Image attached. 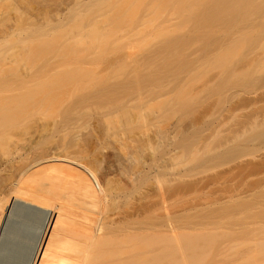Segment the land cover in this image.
<instances>
[{
    "label": "rangeland",
    "instance_id": "obj_1",
    "mask_svg": "<svg viewBox=\"0 0 264 264\" xmlns=\"http://www.w3.org/2000/svg\"><path fill=\"white\" fill-rule=\"evenodd\" d=\"M84 2L85 0H0V30L6 25V28L12 30L15 28L14 23L18 28L19 24L17 23L20 22L24 23L23 25L20 23L21 26L18 29L23 26L28 28L32 21H34V26L36 22H39L37 28L40 26L37 32H34L33 29L29 31L24 27L25 30L20 34L18 33L20 30L15 28V30L17 29L16 39H14V35H12L13 38L7 36L6 39L8 37L12 39L3 40L4 42L0 43V69L7 70L8 66L11 69V65L14 64L19 66L18 70L20 71L16 74V80L11 78V76H15L16 72L10 75V79L8 73L11 71H6V73L8 72V76L4 74L6 77L0 71L3 75H0V109H22L34 112V115L38 113L37 116L74 110L73 112L76 114V111L80 112L78 114L81 119L89 114L83 121H80V126L87 125L89 128V124H92L98 125L97 127L101 129L105 126L108 128L114 126L111 129H115L118 124L122 123L125 124V127L127 125V130L132 129L130 132H134V137L141 133L143 137L147 135L146 138H143L145 150L143 148L144 154L142 153L145 170L142 195L146 211L148 209L145 212V214L147 213L145 215L146 225L150 224L152 228L156 229L157 227L158 230L161 228L162 230H160L163 231L167 227L165 224H168L171 219L168 228L173 222L175 226L179 223L183 226V222L188 221L184 227L178 225L176 228L179 235L181 234L182 237L190 241L193 234H190L191 230H188V225L190 226V222L193 220L196 223L195 221L199 220L200 222L202 219L203 223H199L200 225L197 222L190 226L197 228H195L197 231L193 232L195 235L192 238L197 239L200 247L203 248L204 243L214 251L216 247L219 249L224 245L221 249H225L226 245L229 247L232 242L236 245L235 250H230L232 246L227 247L231 252H237L236 255L228 250H225L226 254L224 252V255L219 254L221 249H217L218 251L215 253L212 251L213 253L211 252L209 255V258L215 257V259H210L215 261V263L212 261V264H227L230 261L231 264H243L244 257H248V262L245 261L246 258L243 259L246 264L250 262L252 264L257 257H262L264 261V254L259 250L264 247L260 245L263 244L264 235H256L264 231V45L262 48L259 46L261 40H264L262 39L264 32L261 34L262 36L256 35V37L258 36L256 40L260 39V41L258 40L259 45L255 44L258 41L254 42L256 46L251 45L250 49L238 56L241 58L245 55L241 60L237 59L240 63L235 60L232 63V66H235L234 69L229 67V70L233 69L229 75L239 73V76L237 75L239 79L236 77V81L233 80V76L229 78L232 81L223 73L220 75L222 71L217 68L211 69L209 61L213 54L215 56L221 54L219 46H216L218 48L213 46L215 50H211L213 48L212 38L220 36V41L224 42L226 39L225 42L229 43L228 38L234 37L236 34L240 35L241 29L258 34L264 30L262 26L264 25V13L240 21L239 31H234L236 33L232 31L234 34L230 32L233 35L230 33L221 35L218 28V33H214V38L209 32L211 30L209 15L205 17L210 14V11L207 12L209 0H88L85 4ZM15 18L16 20L13 22ZM19 19L20 22H18ZM26 19L28 26L25 24ZM203 20L205 21L203 22ZM258 29H260L259 32ZM245 33L244 31L242 33L244 39ZM18 34L23 37L22 40L21 37L17 38ZM253 36L255 37L254 34ZM129 40L143 46L140 45L143 49L140 52L143 54L139 52L141 57L139 58L137 55L136 58L139 59L133 60L135 62L129 59L126 62L127 58L124 60L125 53L122 54L123 47ZM239 40L242 41V39ZM225 42L220 45L226 46ZM252 47L254 48L251 49ZM215 56H213L214 59ZM235 63L236 65H234ZM14 65L13 68H15ZM217 87L223 90L219 91ZM26 98L27 100H25ZM18 104L20 106H17ZM102 112L106 115L110 114V117L105 116ZM101 113L105 118H103L104 122L100 118L102 117ZM116 113L119 114H117L119 118L115 115ZM111 114L116 116L115 119L113 118V122L107 120L112 118ZM39 116L38 118H41ZM92 117H98L97 121ZM154 118L159 119L158 127L156 125L158 120L155 124ZM255 118L256 120H254ZM43 119L46 118L43 117ZM118 119L119 122L116 121ZM151 121L156 126L151 127L154 125L151 124ZM204 123L205 125H203ZM217 124L218 126H216ZM199 125L203 127L201 126V128ZM204 126H207L208 129ZM87 128L85 127V130ZM202 131L207 135L202 134ZM139 136L142 139V135ZM128 137L130 142L134 138L132 135ZM156 137L158 138L156 139ZM137 138L133 140H137L138 143L140 139ZM190 140L191 142H189ZM149 142L154 143L150 144ZM113 143L117 144L115 141ZM179 145L181 148H178ZM110 150L109 152L113 151V149ZM136 165L134 162L132 166H135L136 169L139 166L136 167ZM132 169L135 170L134 167H131ZM261 184L263 187H259ZM136 193L138 192L135 191L134 194L136 195ZM134 194L129 200L130 203L128 201L129 210L127 209V211H130L129 213L135 212L138 205L139 195H136V198ZM229 201H234L236 207ZM226 202H228L227 206ZM240 202L245 209H241ZM238 203L241 207L237 205ZM222 204L224 208H220L223 206ZM233 207L234 210H232ZM235 209H238L239 213L233 217L237 213ZM220 211L227 212L229 217L224 212L221 214ZM229 211H233V213L230 214ZM201 212L205 219L201 216ZM195 214L198 215V217L195 216L198 219H194L193 215ZM208 214L210 215L208 216ZM216 214L217 219L215 220ZM220 215L222 216L219 219ZM223 215L224 219L227 217L229 220L232 218L233 220L227 223L228 219L224 220ZM230 215L232 216L230 217ZM210 220L212 223L209 222ZM231 222L234 224L238 222L237 227ZM210 223L214 224L212 226L214 230L216 229L215 231L211 228ZM215 223H217V228H214ZM208 224L211 227L206 228L208 231L206 229L204 231L202 227L205 228V225L207 227ZM225 225L241 231L237 233L240 236L237 234L232 236L235 239L239 236L237 239L239 241L236 240L237 244L230 235L233 240L229 241V237L226 239V236L222 237L223 240L219 237L215 245L210 243L215 246L212 248V245H208L209 240L206 243L205 239L202 241L203 239L199 240L196 237V234L199 235L201 231L204 234L212 230V233L221 232ZM229 227L227 230L232 231L233 228ZM168 228L166 230L171 227ZM154 229L153 231L156 232ZM180 229L188 230V232L184 231L185 235ZM198 229L202 230L198 231ZM153 233H148L150 234L149 241L152 243L155 242ZM203 233L198 237L202 235L204 237ZM247 233L250 235L248 236ZM216 237L218 238V236ZM240 237L245 240L247 239L245 237H248L247 241L249 240L250 243L246 241L247 247L243 246L244 244L241 245ZM205 238L208 239V237ZM260 239L263 240L260 242ZM243 241L242 243H245ZM150 242L149 244H152ZM158 242L160 243V241ZM217 242L220 244L217 245ZM157 243L154 244L156 250L161 244ZM192 243L195 244L196 241ZM194 244L191 247H194ZM183 245L182 247L186 249V243L185 246ZM197 246L195 247L197 248ZM237 246L239 253L236 250ZM191 247H187V249L189 248L187 254L191 252ZM147 248L149 249V247ZM152 248L153 245H150L149 250ZM160 248H163V243L157 251ZM173 248L175 249V247ZM251 248L257 250V253L261 252L260 257L253 249L251 251L256 254L252 252L248 256H244L251 252ZM197 250L200 257L209 253V250L205 251L204 249V252L201 251V253L199 248ZM153 251L147 253L150 259L153 256ZM229 252L232 254L231 256L228 254ZM228 256L233 259L235 256H239V258H235V263L232 258V260L228 259ZM209 258L205 261L210 264ZM207 262L206 264H208Z\"/></svg>",
    "mask_w": 264,
    "mask_h": 264
},
{
    "label": "bare ground",
    "instance_id": "obj_2",
    "mask_svg": "<svg viewBox=\"0 0 264 264\" xmlns=\"http://www.w3.org/2000/svg\"><path fill=\"white\" fill-rule=\"evenodd\" d=\"M86 2H88V0L87 1L85 0L84 4ZM208 6L209 8L207 12L210 11V14H207L206 12L207 15L205 17L209 15L208 19L211 24L210 25L211 30L209 32H211L212 35L209 32H207V34L209 33L212 37H214V33L218 31V28L220 29L219 32L221 33V35L223 33L226 34L232 31L234 32L236 30L239 31L240 21L242 22L245 21L247 18L249 19L252 18L250 16L255 17V15H258L259 13L261 14L264 13V0H209ZM17 7L15 8L17 9ZM16 18L13 20V22L16 20ZM205 20H203V22ZM26 21L27 19L25 20V24L26 26H28L27 23L28 21L27 22ZM18 22H20V19L18 20ZM33 22L34 21H32L31 26L29 25L28 28L23 26L22 28L20 27L21 29H18L19 26L23 25L24 22L23 23L20 22L22 23L21 25L20 23H17L19 24L18 28L15 26L14 23V27L20 30L18 32L19 34L23 32L25 28H27V30L29 31L30 29L31 30L33 29L34 32H37L38 29L40 28V26L38 28L36 27L38 26L39 22L38 23L36 22L35 26ZM12 25L11 26L8 25V26L12 28L13 27ZM6 26H3V28L5 29L1 27L0 43L4 42L3 40L7 41L12 39L13 37H15V35L17 36V33H15L17 32L16 31L17 29L15 30V28H13L12 30H10V28L8 27L6 28ZM32 26L35 28H33ZM262 26L264 28V25ZM241 30H240L241 36L236 34L234 37L230 36L228 38L229 43L225 42L226 37L224 38L225 41L224 40L223 41L225 42V44L227 43L226 46L220 45L221 43H224L222 42V40L220 41V36L219 38L217 36L218 39L214 37L216 40L213 38L211 39L212 47L219 46V48L218 47L216 48L220 49L221 54L218 56L217 55L215 56L213 54V56H215L216 58L214 59L213 56L211 57L212 59L209 60L211 63L210 67L211 69H216V68L219 69V71H222L220 72V75L223 73V75H226L228 79L231 76H233L232 78L233 80H235L237 75L239 76V73L235 74L237 69L235 70L234 73L235 75L233 74L229 75L231 70H233L235 67L232 66L233 61L235 60L237 61V59L241 60V58H243L245 55L241 56V58H239L238 56L241 55V53H243L245 50L247 51L248 49H250L251 45H253L254 42L258 40L260 41L259 38L258 40H256V38L259 36V34L261 35L264 32V30L260 31V29H258V32L259 31L260 32L258 34H255L257 32L252 33V31L249 30L246 31L245 30L241 31ZM243 31L244 33L246 32L245 39L242 37L244 35L242 34ZM253 34L255 35V37L253 36ZM12 35L14 36L12 37ZM256 35L258 36L256 37ZM7 36L12 38L8 37L6 39ZM236 36L237 39H235ZM238 36L242 38H239ZM20 37L21 36L19 35V37L17 38L20 39ZM238 38L242 39V41H240ZM14 39H16V37ZM22 39L23 37H21V40ZM259 41L255 44L259 45L258 44ZM263 41L264 40H261V43L259 45L261 48L264 45L262 44ZM138 44L139 43L136 44L132 40H129L125 44L127 47L126 46L123 47L125 49V52L123 49L122 54L125 53L124 60H126L127 58L126 62H128L129 60L135 62L141 57L140 54H143L141 53L143 49L140 47L141 44L139 45ZM214 47L211 50H215ZM253 48L254 47H252L251 49ZM220 52L218 51V54ZM137 55L139 57L138 59L136 58ZM244 59L246 60V58ZM13 65L14 64L11 65L12 66L11 69L8 66L6 67L8 68L7 70L2 68L3 71L1 69L0 71L3 73V75L11 71L8 73L9 78L10 75L16 72L15 76L13 75L14 77L11 76L12 79H15L17 78L16 74L19 71L18 70L19 66L14 65L15 68H13ZM135 65L137 66L136 63L134 64V66ZM234 65H236V63ZM229 67L231 68L233 67V69L229 70ZM6 71L8 72L6 73ZM1 72L0 75L2 74ZM4 76L6 77V75ZM1 79L3 78L1 77ZM236 79L239 78L237 77ZM220 87H222V85ZM218 89L220 91L221 88ZM222 90L223 89H221V91ZM25 100H27V98ZM17 106H20V104H18ZM65 111L50 113L49 115L47 113H45L44 115L41 114L43 115V117L46 118L44 120L43 117H41V115L40 116L38 115L39 117H41L38 118L37 116L38 113H35L34 115V112H29L27 110L23 111L22 109L21 110L0 109V264H206L207 261L205 260L209 258V255L213 250H211L210 249L211 247L207 246V244L204 243H203V248L200 247V244H198L199 242L197 241V239L194 240V238H192L195 235L193 232L195 231L196 233L197 231L195 230L196 227L192 226L194 228L193 230L191 229L192 227H190L191 225H193L194 220L193 222L189 220L191 222H190V226L188 225L189 227L188 230L189 229L191 230L190 234L191 233L193 234L191 239L194 241H192L190 237H189L190 239L189 241L188 239L182 237L181 234L180 235L178 234L177 232L178 229L176 228V226L178 227L180 223L175 226L174 225L175 223L172 221L173 226L171 224V226H169V228L170 227L171 228L170 229L168 228V224L172 220L171 217H170L171 220L169 222L167 221L168 224L167 223L165 224L167 227L163 231H161L162 230L161 228H160L161 230L159 229L160 231L157 229V227L156 229L152 228L150 224H148L149 227L148 225H146L145 215L147 213L145 214V212H147L148 209L146 211L143 202L144 197L142 195V190H143L142 187L144 186L143 182L145 181V172H144L145 170L143 168L144 167L143 148L145 150V146H143L144 143L143 138H146L147 135H144L145 137H143L142 133L139 134L142 135L141 136L142 139H140L139 135H135L134 137L133 135L134 132H130L132 129L127 130V125L125 127V124L122 123L118 124L117 128L111 129L112 127L114 128V126H111L109 124L110 123L112 124L118 113L115 114L116 116H113L111 114L112 118L107 119L109 121H112L108 124V126H111L110 128L105 126V128L102 127L101 129L97 127L98 125L95 126L92 124H89L90 125V127L88 126L89 128H87V125L86 126L83 125V123H82L83 126H80V121H83L86 115L89 114L86 115L83 114L85 115V117L81 119L79 115L80 112L76 111L77 112L76 114L73 112L74 110L72 112H70L71 110L68 112ZM102 113L100 116L105 114ZM109 115L105 114V116H109ZM117 117L119 118V116ZM255 117L257 118L256 115ZM92 118L96 119L95 121H97L98 119V117H92ZM100 118H102L103 120L104 117L102 116ZM156 118H154L153 121L156 124L158 120L156 124L158 127L159 119L156 120ZM256 118L254 120H256ZM104 121L105 120H103V122ZM116 121L119 122V119ZM153 121H151V124H154L152 123ZM205 122L207 123V120ZM155 124L151 125V127L156 126ZM218 124L216 126H218ZM203 125H205V123ZM84 126L87 128L86 130ZM120 127L123 128L120 129ZM204 127L208 129L207 126ZM203 130L205 129L203 128ZM202 134H206V133H203L202 131ZM131 135L134 138H137L138 136L137 139H140L138 143L137 140L136 141L133 140L134 138L131 139V142L129 141L128 136L131 137ZM160 136L161 135L159 134V137ZM157 138L158 137H156V139ZM113 141L117 142V144L113 143ZM189 142H191V140ZM152 143L154 142H151L150 144ZM184 144L186 143L184 142ZM179 147L180 145L178 146V148ZM109 149L111 150L113 149V151L109 152ZM134 162L135 165L136 163H138L137 165H139L138 167L136 165L137 167L136 169L135 166H132L134 165ZM131 167L132 168L134 167L135 170L134 171L133 169L131 170ZM132 171L133 173H131ZM261 186L262 184L259 185V187ZM135 191L139 193V194L136 193V195H139L138 196L139 201L137 200L138 205L136 207L135 212L129 213L130 211L129 212L127 211V209L129 208L128 201L130 200L131 196L133 197ZM136 195L134 194V197L137 198ZM234 201L233 202L229 201V203L231 202L233 205ZM227 204L228 202H226V206ZM240 204L242 206L241 209H245L243 208L242 202H240ZM240 204L238 203L237 205L240 206ZM221 207L224 208V205L220 206V208ZM234 207H236L235 204ZM234 207L232 210H234ZM236 211L234 212L236 213ZM209 212L210 211H208V213ZM220 212H222L221 214H223V212L225 213V211H220ZM202 213L203 212L200 213L201 216L203 215ZM229 213L231 214L233 213V211L232 212L229 211ZM238 213L239 211H237V213L234 215L232 214L233 217L236 216ZM225 214H227V216L229 215L227 212ZM209 215L210 214H208V216ZM224 215L222 217L223 219H224ZM232 215H230V217ZM193 216L194 219H198L196 218L198 217V215L196 216L195 214ZM221 216L222 215L218 216V218L220 219ZM215 217L216 220L217 214ZM237 217L239 218V215ZM203 219H205V217H203ZM225 219L229 220V218L227 217ZM211 220L209 222H211ZM228 220L226 221L227 223L232 221L233 218L232 220L229 221ZM187 222L188 221H186V223ZM195 222L196 223L198 222L199 224V223H203V220L200 219V222L199 220ZM209 222L207 221V223ZM220 222L222 221H219V223ZM183 223L186 224L185 222ZM196 223H194V225ZM217 223H215L214 228H217ZM222 223L224 224V222ZM184 224L183 226L179 225V227H184ZM198 224L197 226L200 225ZM204 224H205V220H204ZM210 224H208L207 227L205 225V228H203L204 225L201 224L203 226L202 229H204L205 231L206 228L208 227L210 228L212 225H214L211 224L210 226ZM236 224H238V222L237 223L235 222L234 224L235 227H237ZM221 225L218 226L222 227ZM229 225H225L224 227L226 226L229 227ZM232 226H230L229 228H231ZM162 227H163V223H162ZM224 227L222 229L227 230L228 227L226 228ZM167 228L169 230H166ZM211 228L213 229V226ZM153 229L156 230V232L153 231ZM202 229H198V231H201ZM236 229L233 228L234 231L233 230L229 231L228 229L227 231L222 230L221 232L217 231L212 233V231L214 230L213 229L212 231L209 230L210 232H208L207 234L206 233L204 234L201 231V233H203L205 236L203 237L202 235L201 237H198L201 234L200 233L199 235L196 234V237L199 240L203 239L202 241H204L205 239L206 243L209 240L208 245H212L210 244L211 242L214 243L215 245L216 240L219 239V237H221V239L223 240L225 236L226 239L229 237L228 238L229 241L234 239V241L236 242V240L240 236L237 233L241 232L239 230L237 231ZM180 230H183V233H185L184 231H186L185 229H180ZM188 230L186 231V233L188 232ZM220 230L221 229L219 228V231ZM263 232L261 234L257 233L256 235L262 236V234L264 235ZM148 233L151 234L153 233L154 235L153 239L155 238L156 243L158 241H160L161 244L163 243V248L162 249L160 248L161 251L160 250L157 251L161 244L159 242L157 243L160 245L159 247L157 245L158 248L156 250L155 247L156 245L154 246L155 242L152 243L149 241L150 234ZM249 233H247L248 236L250 235ZM234 234L239 235L237 239H235V237L234 238L232 237ZM230 235L231 238L233 239L230 238ZM256 235L253 236L256 237ZM216 236H218V238ZM205 237H208V239ZM245 238L248 239V237ZM247 239L246 240L244 238L241 239L240 237V240L242 241L245 240L243 242L246 243V244L242 243L241 241V245L244 244L243 246L246 245L248 246V243L250 242H248L249 240L247 241ZM261 240L263 239H260V242ZM195 241H196L195 244L194 243L191 244V242H195ZM149 242L152 244H149ZM184 242L186 243L187 247L188 246L191 247V245L194 244V247L193 246H192L193 248L191 247V252L189 254H187L189 248L187 249ZM227 242L226 244H228ZM257 242L258 244H260L259 241ZM262 242L264 244V241ZM181 244L185 246L187 250L184 249V247H182ZM219 244L220 243H218L217 245ZM231 244L229 245V247L232 246L230 250L232 249L235 250L236 248L235 243H233V245ZM238 244L240 245V243ZM263 244L260 245L264 246ZM150 245L151 246L153 245V248L155 250L153 248L152 250H149ZM214 245H212V248ZM195 246L199 248L200 253L204 249L205 251L209 250L208 255H206L207 258L205 255L204 256L202 255L203 258L202 256L200 257L197 254L198 250ZM147 247H149V249ZM173 247H175V249ZM227 247H228L227 245L225 249H221L219 247V249L222 250L219 251L220 252L219 254L220 255L226 254L225 250H228L229 248ZM262 248H260L259 250L262 252V254H264L263 251L264 247ZM217 249L218 247H216L213 252L215 253V251L219 250ZM238 249L239 247L237 246L236 250ZM252 249L254 250V248H251L250 251ZM148 251H153V256L151 259L147 254ZM254 251L256 253L258 252L257 250ZM175 252L178 253L179 255L176 254ZM230 252L228 253L230 256L233 253L234 254L237 253L232 251L231 252L232 254H230ZM252 252L253 251L245 254L244 256L246 255L248 256ZM261 252L257 254L261 255ZM256 253L253 252V254ZM250 257L251 255L249 256V258ZM212 258H209V260ZM231 258L232 257H229L228 259ZM235 258L237 259L239 258V256H235ZM247 258L245 259V261L248 260ZM260 258L258 257L255 259L253 258L254 259L253 263L261 264L262 262L263 264L264 261L262 260V257ZM213 259H215V257ZM234 259L232 261H235L236 263V259L235 260ZM243 259H242V263L244 264L245 261ZM222 260L224 262V259ZM204 261L205 263H203ZM212 261L210 264H212ZM230 262L227 264H231Z\"/></svg>",
    "mask_w": 264,
    "mask_h": 264
}]
</instances>
